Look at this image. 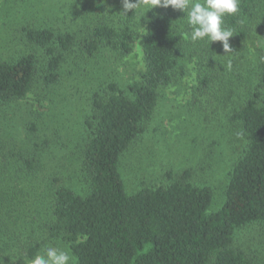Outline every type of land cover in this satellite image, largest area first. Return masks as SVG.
<instances>
[{"label":"trees","instance_id":"1","mask_svg":"<svg viewBox=\"0 0 264 264\" xmlns=\"http://www.w3.org/2000/svg\"><path fill=\"white\" fill-rule=\"evenodd\" d=\"M117 2L112 8L110 3L99 4L94 13L81 16L80 26L86 28L81 39L75 40L74 31L66 27L25 28L24 39L31 50L13 60H0V104L7 106L25 98L38 78L46 87L59 83L74 44H80L81 54L92 59L103 49L128 55L142 37L140 79L125 88L108 84L90 97L91 116L82 123L80 147L86 194L60 182L55 163L48 168L41 161L38 144L33 158L14 170L30 183L27 166L35 177L30 178L34 189L42 186L49 196L45 209L37 206L34 225L40 229L29 231L33 237L26 256L39 254L46 242H61L73 264H254L232 244L238 229L255 224L264 228V0H240L239 11L226 16L225 26L234 33L232 52L222 51L218 41L196 42L211 67L200 80L201 89L211 93L212 80L226 70L236 74L240 68L251 81L242 82L237 95L233 91L224 95V104L236 96L230 119L241 124L246 146L233 165L224 202L216 211L211 209L213 190L191 184L188 171L165 186L144 187L133 194L126 191L120 160L152 119L160 89L175 80L190 29L185 13L171 7L146 12L141 6L125 16L120 13L121 0ZM36 122H24L20 128L30 135L38 131ZM38 138L54 141L57 132ZM50 149L48 145L46 155ZM11 178L20 177L5 175L0 183L8 186ZM12 202L10 193L0 196V218L12 215Z\"/></svg>","mask_w":264,"mask_h":264},{"label":"rangeland","instance_id":"2","mask_svg":"<svg viewBox=\"0 0 264 264\" xmlns=\"http://www.w3.org/2000/svg\"><path fill=\"white\" fill-rule=\"evenodd\" d=\"M117 1L106 3L112 8ZM99 4V0H0V60H13L31 50L24 39L25 28L66 27L74 31L75 40L81 39L86 33L79 23L81 16L94 13ZM186 40L187 48L180 56L175 80L160 89L156 111L145 124L144 132L122 156L120 169L129 194L144 187L168 185L172 177L188 171L191 184L213 190L211 209L216 211L224 202L233 165L246 146L241 124L230 118L236 107L235 95L240 92L238 86L251 81L240 68V73L235 72L237 75L226 70L212 80V94L208 89L204 91L200 80L210 72L208 56L200 53V43ZM141 42L142 37L137 38L128 55L103 49L92 59L81 54L80 44L76 43L62 66L59 83L46 87L38 78L21 101L7 106L0 104V179L5 175L20 177L9 179L8 186L0 183V196L10 193L13 198L12 215L0 218V264H24L33 237L29 231L40 229L34 225L39 214L37 206L45 209L49 201L44 187L34 189L30 178L35 177L27 166L24 169L30 183H25L21 173L16 175L14 170L24 165L26 158H33L38 144L41 161L48 168L55 163L60 182L78 194H86L88 182L82 170L80 147L82 123L91 116L90 97L108 84L125 88L140 79L144 69ZM227 65H230L228 58ZM231 91L235 95L224 104V95ZM33 120H37L38 131L28 135L26 128L20 126ZM54 130L57 140L38 138H50ZM48 145L51 149L46 155ZM50 245L68 250L61 242H46L42 250ZM232 247L243 251L254 264H264V228L255 224L238 229Z\"/></svg>","mask_w":264,"mask_h":264},{"label":"clouds","instance_id":"3","mask_svg":"<svg viewBox=\"0 0 264 264\" xmlns=\"http://www.w3.org/2000/svg\"><path fill=\"white\" fill-rule=\"evenodd\" d=\"M101 5L106 0H99ZM121 14L136 11L141 6L146 12L155 7L169 8L185 13L188 38L191 42L207 39L209 42H220L225 53L232 52L230 38L233 30L225 26V18L239 11L240 0H121ZM145 12V13H146ZM142 15V17L145 15ZM70 252L58 246H46L41 253L24 259V264H70Z\"/></svg>","mask_w":264,"mask_h":264}]
</instances>
